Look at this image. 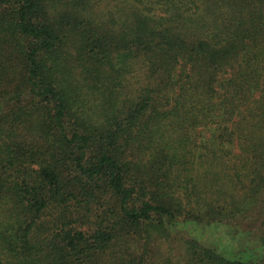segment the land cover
<instances>
[{"label": "trees", "instance_id": "obj_1", "mask_svg": "<svg viewBox=\"0 0 264 264\" xmlns=\"http://www.w3.org/2000/svg\"><path fill=\"white\" fill-rule=\"evenodd\" d=\"M0 264H264V0H0Z\"/></svg>", "mask_w": 264, "mask_h": 264}]
</instances>
